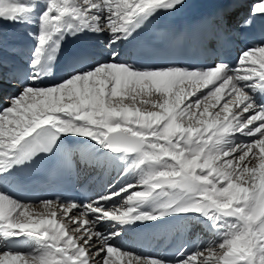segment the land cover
Instances as JSON below:
<instances>
[{
	"label": "snow or ice",
	"instance_id": "6c2138e0",
	"mask_svg": "<svg viewBox=\"0 0 264 264\" xmlns=\"http://www.w3.org/2000/svg\"><path fill=\"white\" fill-rule=\"evenodd\" d=\"M220 3L198 22L217 36L242 10L244 28L264 18V0ZM185 6L0 0V50L3 24L34 29L25 33L27 59L0 70V88L15 89L0 96V264H264V43L242 50L236 67L220 54L202 67H137L127 62L135 50H118ZM90 37L105 38L100 51L65 53L70 40ZM61 56L64 74L47 84ZM77 157L101 171L116 168L120 178L82 202L39 200L40 212L7 190L45 159L74 171ZM173 218L212 238L177 247L170 260L113 244L126 230ZM102 224L116 230L106 234Z\"/></svg>",
	"mask_w": 264,
	"mask_h": 264
},
{
	"label": "bare ground",
	"instance_id": "6f19581e",
	"mask_svg": "<svg viewBox=\"0 0 264 264\" xmlns=\"http://www.w3.org/2000/svg\"><path fill=\"white\" fill-rule=\"evenodd\" d=\"M233 17L230 19L229 25H232ZM29 30L34 31V29H29L26 26H21V25H10L6 23L2 25L3 34L5 36L6 41L8 42L4 46V48L0 50V59H2L3 61V65L2 68H0V70H2L5 74L9 73L12 70L11 68L13 64L16 63L22 64V58L18 59V56L15 57L11 53L12 45H10V43H12L15 47L19 46L25 48L22 51L26 55L30 53L32 41L25 35V33ZM10 37H12V40H9ZM104 39H105L104 37H99V38L90 37V38H83L81 39V41L85 46L92 47L94 51H100L101 49L97 45L100 40H104ZM127 43L121 44L118 50H122L123 45H126ZM7 88L9 89L8 94L5 93V90ZM14 91L15 89L13 85L12 86L5 85L3 88H0V96L7 97L8 95L13 94ZM245 139L246 138L242 136L237 137V142H240ZM89 171H90V175H92L91 176L92 179H90V182L92 181L93 184L96 182L97 187L100 188L104 185L105 182L114 183L120 178L118 175V172L120 170L116 168H111V169L105 168L103 171H101L99 168L90 166ZM97 174H99V176ZM128 182H134L133 178L129 177ZM21 202L30 204V208L35 209V211L37 212L43 211V209L39 205V202L36 203L30 201H21ZM120 203H121L120 200L115 201V204L117 206ZM75 214L78 215V213ZM187 224L188 221L186 219L173 218V219L165 220L162 223H150L147 225L137 226L134 229L124 231V234L118 240H114L113 244L123 249L134 250L136 253L139 254L160 256L159 252L155 253V251H152L153 249L155 250L160 243L164 245V240H160L159 237L158 238L154 237V235L156 236L155 233L158 234L159 231L162 230L166 231L168 229L171 230L176 226H180V228H182L186 234H190L193 237L192 239H195V243L201 239L207 241L212 238L211 235L205 232L200 226L197 225L195 227H192L191 230H189V228L186 227ZM99 230L107 234L111 231H115L116 229L112 225L102 224L100 225ZM153 237L155 239H153ZM172 237L173 235L167 239L171 240ZM146 238L148 242L144 243ZM21 250L27 251L28 249L23 248Z\"/></svg>",
	"mask_w": 264,
	"mask_h": 264
}]
</instances>
